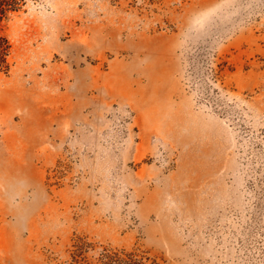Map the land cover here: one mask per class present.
<instances>
[{
	"label": "rangeland",
	"instance_id": "obj_1",
	"mask_svg": "<svg viewBox=\"0 0 264 264\" xmlns=\"http://www.w3.org/2000/svg\"><path fill=\"white\" fill-rule=\"evenodd\" d=\"M5 32L0 264H264V0H27Z\"/></svg>",
	"mask_w": 264,
	"mask_h": 264
},
{
	"label": "trees",
	"instance_id": "obj_2",
	"mask_svg": "<svg viewBox=\"0 0 264 264\" xmlns=\"http://www.w3.org/2000/svg\"><path fill=\"white\" fill-rule=\"evenodd\" d=\"M27 0H0V74H9L12 69L10 55L13 44L5 32L6 22L11 16L24 8ZM84 244L78 243V250H84ZM83 264H160L156 258L140 254L136 250L104 249L95 262Z\"/></svg>",
	"mask_w": 264,
	"mask_h": 264
},
{
	"label": "bare ground",
	"instance_id": "obj_3",
	"mask_svg": "<svg viewBox=\"0 0 264 264\" xmlns=\"http://www.w3.org/2000/svg\"><path fill=\"white\" fill-rule=\"evenodd\" d=\"M8 103H9V101H7ZM7 102H5V103H7Z\"/></svg>",
	"mask_w": 264,
	"mask_h": 264
}]
</instances>
